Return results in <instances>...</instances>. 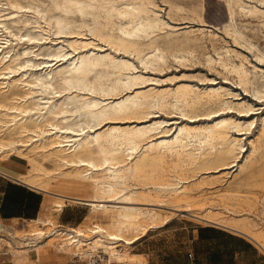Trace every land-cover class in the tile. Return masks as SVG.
<instances>
[{"label": "bare ground", "instance_id": "obj_1", "mask_svg": "<svg viewBox=\"0 0 264 264\" xmlns=\"http://www.w3.org/2000/svg\"><path fill=\"white\" fill-rule=\"evenodd\" d=\"M19 1L0 0V157L23 155L40 172L36 155L68 166L59 173L87 182L92 193L85 198L58 194L57 210L70 200L110 217L108 224L92 223L85 230L53 227L52 219L30 220L27 233L0 235L12 264H55L71 255L89 257L98 248L124 264L126 253L116 247L132 244L160 215L133 204L155 205L162 201L151 197L162 193L170 202L188 201L205 181L211 184L241 170L252 153L264 156V111L250 117L258 109L251 101L221 83L210 84L214 78L205 77L209 85L199 87L191 82L158 86L174 77H151L149 71H162L168 56L152 37L156 31H176L155 0ZM223 1L230 17L219 29L246 50L255 48V59L264 63V51L233 21L234 7L264 17V0ZM27 12L31 18H22ZM21 26L35 33L21 31ZM46 40L50 50H34ZM169 55L177 62L186 60L177 52ZM207 62L218 63L232 74L233 84L264 100L263 67L252 64L251 71L229 56H208ZM251 72H260L262 82L253 80ZM57 95L64 99H55ZM169 107L183 119L170 122L156 115ZM232 110L240 116L230 114ZM168 156L175 158L173 166L166 163ZM193 170L207 174L205 179L196 181L184 173ZM18 179L45 189L26 174ZM198 218L246 235L264 251V229L255 228L246 216L207 213ZM39 224L51 227L45 231ZM129 261L144 264L138 254L129 255Z\"/></svg>", "mask_w": 264, "mask_h": 264}, {"label": "rangeland", "instance_id": "obj_2", "mask_svg": "<svg viewBox=\"0 0 264 264\" xmlns=\"http://www.w3.org/2000/svg\"><path fill=\"white\" fill-rule=\"evenodd\" d=\"M5 1L6 0H1V3H4ZM26 1L20 0L19 2H23V4H25ZM44 1H46L45 3L49 2L48 0ZM155 1L159 6H161V14L164 19L176 29V31L169 35L167 34L168 29L167 32L166 30L156 31V35L151 39L158 42L159 47L168 52L166 62L162 65L163 70L161 69L162 71L160 72L149 71L151 73V77H174L175 79H173V82L165 81L157 83L158 86L191 82L197 84L199 87H205L209 85L210 81H205L203 79L205 77L214 78L215 81L210 84L221 83L223 87H227L239 94V98L242 97L245 100L251 101L258 109L248 115L250 117L260 116V114L264 111V100L256 99L251 96V94L245 92L237 84H233L232 74L228 73L218 63L207 62L208 56L214 60H217L219 56L225 60L226 57L229 56L235 63H239V60H241L251 71L252 64L264 68V63H260L253 55L255 48H252L251 51L246 50L245 47L235 42L231 37L226 36L222 30L219 29L230 17V12L227 9L225 2L223 0ZM4 6L5 5L3 4L2 7ZM223 7L225 8L223 9ZM4 10L7 11L9 9ZM221 14L222 16H220ZM195 15H198L197 18ZM22 18H31V14L27 12L25 13V16H22ZM194 19L202 21L197 20L195 23ZM233 21L242 33L245 34L259 50L264 51L263 16L260 14L245 12L238 7H234ZM13 29L16 30L15 27H13ZM26 30H29L31 33H35L31 31V28L28 26H23L21 28V31ZM207 30L209 32H207ZM166 40H169V43H166ZM49 46L50 43L46 40L45 43H41L36 46L34 50L37 52H44L51 49ZM225 49L229 50L228 54H225ZM20 50L21 47H18L15 49V52ZM170 52L182 54L186 57V60L177 62L169 55ZM217 52L221 54L218 55ZM250 76L258 84L262 82L260 72H251ZM154 85H156V83H154ZM54 98L59 101L64 99V97H58V95ZM233 101H235V99H233ZM210 107H213V105ZM204 110L205 109H200V112ZM229 113L236 117L240 116L237 112H235V110H232ZM156 115L160 118L168 119L170 122L174 120L179 122L183 119L178 113H176V110L171 107L157 112ZM248 115L245 116L249 117ZM5 154H8V152H5ZM2 155L4 156V154ZM8 157L13 161H19L22 164L21 172L36 182L41 181V183L45 185V190L51 195L48 196L49 205L46 206V209L43 210L41 216L39 217V223L41 220L47 222L52 219L51 222L55 224H53V227L61 229L82 228L84 230L87 226H91L92 223H98L100 225L108 224L110 216H107V213L103 210L90 212V206L70 200L63 201L64 203H62L61 209L62 214L59 219L61 210H57L56 206H54L56 195L59 194L69 197L85 198L92 193V189L87 182L74 180L73 178L70 179L69 177L59 173V170H68V166L58 167L53 160L36 155L34 156L35 165H40L43 168V171L40 172L34 170L32 168L33 166L29 164L27 158L20 154L17 155L12 153L9 154V156L7 155L6 158L0 157V163L1 161L3 162V160L5 162ZM261 157V152L252 153L242 169L238 172L229 173L227 177H221L220 180L211 184L205 181L206 185L203 183V185L199 186L200 190H193L191 192V197L188 198V201L170 202L169 200L171 198L168 195H165V193H162L163 195L161 194L159 198L151 197L153 200L162 201L155 202L157 203L155 205L133 204L140 207L154 208L160 215L159 220H157L155 224L148 225L144 233L142 235L138 234V238L132 244L128 246L119 245L116 247L120 253L124 251L126 253V256L123 258L126 259V263L124 264H134L129 263V255L131 254L141 255V259L144 264H189L190 258L187 256L186 249L189 244V239L191 238L192 230L200 225L205 226L213 224L212 222L204 221L198 218V216H203L207 213L223 218H230L236 215L239 217L246 216L249 221L255 224V228L264 229V156L262 158ZM167 159L166 163H168L169 166H173L175 158L173 156H168ZM223 171L224 170H222V172ZM184 173H187L188 176H192V178H195L196 181L205 179L204 177L207 175L202 171L196 170L184 171ZM216 174L217 173H211L210 176ZM128 182L129 184H133L135 181L128 180ZM209 208L212 210L211 212H207ZM63 219L68 221L65 223L63 222ZM30 225L31 222L29 221L14 220L10 224V230L11 232L16 233L17 236H20V234L23 235L28 232ZM39 225H41L43 230L46 227L47 230L48 227H51L50 225L48 226V224L45 226H42V224ZM46 229L45 231H47ZM228 230L231 229L228 228ZM6 232L7 231H0V234H3L4 238H9L11 235ZM234 232H236V235H239L244 240L252 243L261 255H264V251L252 239L237 231ZM43 239H45L44 236L40 238V240ZM4 244H0V251H5L7 254L0 255V264H12V253L8 252V248ZM94 253H92L89 257L84 256L82 258L73 257V255H71L69 257H65L63 260H55V264H88L90 257H92V260L94 261L101 259L102 262L110 260L109 264H122L118 263L113 258H109L108 255L102 252L101 248H98ZM249 259V255L244 256V261H249Z\"/></svg>", "mask_w": 264, "mask_h": 264}, {"label": "crops", "instance_id": "obj_3", "mask_svg": "<svg viewBox=\"0 0 264 264\" xmlns=\"http://www.w3.org/2000/svg\"><path fill=\"white\" fill-rule=\"evenodd\" d=\"M21 170L22 164L9 157L5 162L3 160L0 163V231L2 232L10 233V224L14 220L30 221L39 218L49 205L50 193L20 181L18 176L23 174ZM61 214L62 210L59 219ZM67 221L63 219V222ZM217 230L225 234H220ZM236 234L233 230L215 223L197 226L192 230L186 249L187 256L191 253L189 264H264V255H261L252 243ZM6 254L7 252L0 251V255ZM245 255L250 256L249 261H244Z\"/></svg>", "mask_w": 264, "mask_h": 264}, {"label": "built area", "instance_id": "obj_4", "mask_svg": "<svg viewBox=\"0 0 264 264\" xmlns=\"http://www.w3.org/2000/svg\"><path fill=\"white\" fill-rule=\"evenodd\" d=\"M188 257H191V253H188ZM109 263H110L109 260H105L104 262H102L101 259L94 261L92 260V257H90V262H88V264H109Z\"/></svg>", "mask_w": 264, "mask_h": 264}, {"label": "trees", "instance_id": "obj_5", "mask_svg": "<svg viewBox=\"0 0 264 264\" xmlns=\"http://www.w3.org/2000/svg\"><path fill=\"white\" fill-rule=\"evenodd\" d=\"M220 234H225L224 232L220 231V230H217Z\"/></svg>", "mask_w": 264, "mask_h": 264}]
</instances>
